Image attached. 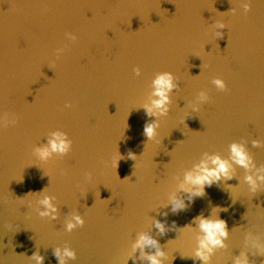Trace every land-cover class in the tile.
<instances>
[{
	"label": "water",
	"instance_id": "1",
	"mask_svg": "<svg viewBox=\"0 0 264 264\" xmlns=\"http://www.w3.org/2000/svg\"><path fill=\"white\" fill-rule=\"evenodd\" d=\"M214 156L230 178L195 195L186 174ZM200 217L227 232L207 262ZM157 250L160 264H264V0H0V264Z\"/></svg>",
	"mask_w": 264,
	"mask_h": 264
},
{
	"label": "clouds",
	"instance_id": "2",
	"mask_svg": "<svg viewBox=\"0 0 264 264\" xmlns=\"http://www.w3.org/2000/svg\"><path fill=\"white\" fill-rule=\"evenodd\" d=\"M249 5H245L247 9ZM172 76L170 74H162L160 75L154 82L156 86L155 95L159 96L160 99L153 101V104L157 108H161L163 111V105L167 101L168 97L166 93L172 89ZM216 83L223 87L220 81H216ZM146 111L149 114H152V108H146ZM155 125L148 124L144 128V133L147 137L151 138L154 135ZM68 145L63 142L62 137L60 134H56L55 140L50 142V148L52 151H59L64 152L67 150ZM232 159L239 163L241 166L247 167L248 166V157L246 156L244 149L240 145H233L232 146ZM49 155V150L45 148L41 152L42 157H47ZM212 165H215L214 168L209 167L208 161H202L200 165H197V172L193 174L189 172L186 174V181L193 185L198 186V190L195 192V195H201L203 188L205 185L210 186L214 182H218L221 179V174H223L224 178H230L228 176V162L222 160L219 156H214L209 158ZM249 183L253 186L255 185V181L251 176L246 178ZM43 203L47 205L49 208L52 206L50 205L48 199L46 198ZM42 215H47V213H42ZM200 229L204 233V237L200 241V248L197 250V257L201 260L207 262L210 258L209 254L212 253L213 248L216 246H222V241L219 237H225L227 232L225 230L226 226L223 221L217 220L213 221L208 218L200 217ZM79 221V217H77ZM69 229L73 227L72 224L68 225ZM157 227L163 232V225L157 224ZM157 242L151 239L148 236H141L140 240L137 242V246L143 247L144 245H155ZM65 255L73 256V253L70 251L65 250ZM164 253L162 251L157 250L155 255L149 256L148 259L150 260V264H160L157 257L163 256ZM57 256L59 257V251H57ZM42 257L38 258V264H42ZM236 264H247L246 260H237Z\"/></svg>",
	"mask_w": 264,
	"mask_h": 264
}]
</instances>
